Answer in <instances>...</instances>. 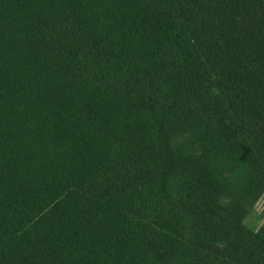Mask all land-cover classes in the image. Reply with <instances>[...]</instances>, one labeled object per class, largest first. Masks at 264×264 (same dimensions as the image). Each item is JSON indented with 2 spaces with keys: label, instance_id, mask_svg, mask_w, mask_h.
Segmentation results:
<instances>
[{
  "label": "trees",
  "instance_id": "obj_1",
  "mask_svg": "<svg viewBox=\"0 0 264 264\" xmlns=\"http://www.w3.org/2000/svg\"><path fill=\"white\" fill-rule=\"evenodd\" d=\"M264 0H0V264H264Z\"/></svg>",
  "mask_w": 264,
  "mask_h": 264
},
{
  "label": "rangeland",
  "instance_id": "obj_2",
  "mask_svg": "<svg viewBox=\"0 0 264 264\" xmlns=\"http://www.w3.org/2000/svg\"><path fill=\"white\" fill-rule=\"evenodd\" d=\"M245 223L250 229L254 231H257L264 225V196L248 213Z\"/></svg>",
  "mask_w": 264,
  "mask_h": 264
}]
</instances>
